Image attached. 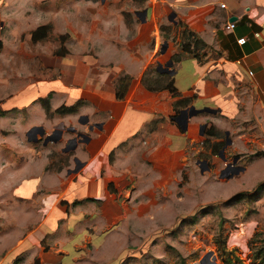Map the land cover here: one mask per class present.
I'll return each mask as SVG.
<instances>
[{
  "label": "rangeland",
  "instance_id": "rangeland-1",
  "mask_svg": "<svg viewBox=\"0 0 264 264\" xmlns=\"http://www.w3.org/2000/svg\"><path fill=\"white\" fill-rule=\"evenodd\" d=\"M72 2L73 25L66 32L52 26L45 38L35 41L29 32L38 18L30 17L27 24L19 23L16 10V20L0 15V264H33L36 259L41 264L44 253L57 249L52 237H59L70 212L93 203L77 205L72 191L60 193L48 183L53 171L72 164L75 151L63 153L51 143L42 149L26 136L36 124L46 132L57 126L80 129L85 100H79L76 111L64 113L52 107L46 111L35 97L26 103L8 99L21 91L26 96L23 89L34 77L59 74L60 68L44 63L57 58L90 65L92 76L121 85L119 96L131 89L135 76L146 87L165 89L161 87L171 76L173 55L185 41L187 24L166 1L92 0L90 19L81 16L84 9L88 13L87 0ZM34 3L27 14L50 12V0ZM204 119L202 140L177 159L166 154L160 176L150 172L132 185L109 184L112 197L125 200L133 211L115 219L118 229L99 250L88 239L81 246L84 252L76 247V263L71 264H174L180 256L186 264H264V187L253 192L264 182V131L254 119L250 128L225 120L219 126L210 115ZM89 207L83 210L87 228L93 226ZM50 214L62 215L59 228L54 224L52 233L37 230ZM64 232L63 239L71 238L69 230Z\"/></svg>",
  "mask_w": 264,
  "mask_h": 264
},
{
  "label": "crops",
  "instance_id": "crops-1",
  "mask_svg": "<svg viewBox=\"0 0 264 264\" xmlns=\"http://www.w3.org/2000/svg\"><path fill=\"white\" fill-rule=\"evenodd\" d=\"M35 1L0 0V15L5 20H16L13 18V10H16L20 12L19 23L24 20L27 24L30 17L38 18L33 29L49 23L56 28L54 31L66 32L73 25V0H60V4L57 3L59 0H50V12L27 14V10L36 7ZM163 1L177 9L186 26L207 44L202 60L184 53L169 66L178 95L167 89H148L141 82V76H135L136 82L131 89L116 96L115 85L92 76L90 65L82 66L81 60L72 64V60L57 58L50 64L44 63L60 68L59 74L34 77L23 89L27 91L26 96H22L21 91L18 97L8 99L9 102L26 103L28 98H39L51 92L49 100L53 109L83 99L85 102L81 107L88 118L83 122L85 125L80 123V129L86 131L89 123L96 124L85 132L89 135L85 143L74 149L82 165L77 167L71 158L72 164L53 171L52 181L48 182L60 193L72 191L77 205L84 200L93 203L91 208L88 205L72 210L60 228L58 220L65 212L57 216L50 214L41 222L39 231L52 233L54 224L59 228V237H52V244L57 243V249L44 253L41 264L76 263L72 261L73 252L76 247L85 245L87 239L94 251L106 244L118 229L114 225L115 219L133 211L128 210V202L112 197L109 184L117 187L132 185L149 176L150 172L160 176L166 154L176 155L177 159L178 154L190 153L191 148L202 140L206 128L204 115H210L219 126V120H225L228 125L237 121L250 128L254 119L259 130L264 131V0ZM85 4L88 13L85 14L84 9L81 16L90 19L95 2L87 0ZM101 8L102 5L99 12ZM230 21L234 22L233 27L229 26ZM242 36L246 38L245 42H237ZM9 56L10 53L5 55L6 58ZM29 91L32 92L30 95ZM180 97L190 99L175 111L174 102ZM70 135L68 133L57 141L60 150ZM87 207L91 210L88 216L93 225H89L91 228L85 223L87 218L83 210ZM135 216H138L137 210ZM104 227L111 228L108 231ZM66 230L71 233V238L63 239ZM118 243L123 244L121 239ZM79 251L84 252V249Z\"/></svg>",
  "mask_w": 264,
  "mask_h": 264
},
{
  "label": "trees",
  "instance_id": "trees-1",
  "mask_svg": "<svg viewBox=\"0 0 264 264\" xmlns=\"http://www.w3.org/2000/svg\"><path fill=\"white\" fill-rule=\"evenodd\" d=\"M51 28H52V25L49 23L38 25L31 31V40L35 41V40L45 38L50 32ZM183 35L185 37V41L181 45V52H179L178 54H174L173 59L179 60L184 53H189L195 56L196 58H198L199 60H202L203 57L206 55L207 44L203 41V39L195 31L191 30L187 26H185V28L183 29ZM120 88H121V85L119 84L115 85L116 96L120 95V92H121ZM147 88L151 90H160V89H156L154 87H149V86H147ZM161 88H165L169 90L170 92H172L173 95H178V91L176 90L172 76L169 77L168 81ZM50 95H51V92H49L46 96H40L38 98L41 101L46 111H48L51 108L50 100H49ZM189 99H190L189 97L177 98L176 101L174 102V110L178 111L179 108L185 105ZM78 102L79 100L76 101L72 105H61L55 108V111L57 112L76 111ZM263 187H264V182L259 183L255 187L253 192L258 191L262 189ZM33 264H39L38 259H36ZM174 264H186L185 258L183 256H180L179 259Z\"/></svg>",
  "mask_w": 264,
  "mask_h": 264
},
{
  "label": "flooded vegetation",
  "instance_id": "flooded-vegetation-1",
  "mask_svg": "<svg viewBox=\"0 0 264 264\" xmlns=\"http://www.w3.org/2000/svg\"><path fill=\"white\" fill-rule=\"evenodd\" d=\"M78 121L81 123V124H83V125H85L83 122L84 121H86L85 120V116H79L78 117ZM96 126V124H94V123H89V125H87L86 127H87V130L86 131H89V130H91L93 127H95ZM46 131V130H45ZM68 132V133H70L71 135L70 136H68L67 137V139H65L64 141H63V145L61 146V151L63 152V153H69L70 151H74V149L79 145V144H84L85 142H84V140H82V141H77V144H76V146L74 147V148H71L70 147V145L72 144V141H71V138L72 137H74V136H76V139H79V138H83L82 137V135L80 134V132H84L85 133V131H83V130H81V129H76L75 127H73V126H66V127H64V126H57V127H53L52 129H51V131H49V132H45V134H43V135H39L38 133H37V139L34 141V142H40L41 143V146H42V149H45V148H47L48 147V144L49 143H51V144H56L57 143V141H61V138H62V135H63V132ZM47 135H50V137H48V138H46L47 137ZM26 136H27V139L28 138H31V140H29V141H32L33 140V134H27L26 133ZM84 139V138H83ZM88 138H86V140H87ZM85 140V141H86ZM49 151H50V149H49ZM71 158L73 159V162H74V164H76L77 165V167H79V166H81L82 165V162H81V160L75 155V153H73V155L71 156Z\"/></svg>",
  "mask_w": 264,
  "mask_h": 264
},
{
  "label": "water",
  "instance_id": "water-1",
  "mask_svg": "<svg viewBox=\"0 0 264 264\" xmlns=\"http://www.w3.org/2000/svg\"><path fill=\"white\" fill-rule=\"evenodd\" d=\"M234 17H231V19H233ZM3 24V22L0 20V26ZM84 116V115H83ZM88 117L85 115V120L87 119ZM45 128L42 124H36V125H32L28 130H27V134H33V140L32 141H35L37 139V133L39 135H43L45 134ZM80 134L82 135V137L84 138H79V139H76V136L72 137L71 138V141H72V144L70 145L71 148H74L77 144V141H82V140H86V138H89V135L87 133H84V132H80ZM50 137V135H47L46 138ZM28 140H31V138H28Z\"/></svg>",
  "mask_w": 264,
  "mask_h": 264
},
{
  "label": "built area",
  "instance_id": "built-area-1",
  "mask_svg": "<svg viewBox=\"0 0 264 264\" xmlns=\"http://www.w3.org/2000/svg\"><path fill=\"white\" fill-rule=\"evenodd\" d=\"M221 6H224V3H221ZM229 26L233 27L234 26V22L230 21ZM255 34H258V32H255ZM245 40H246V38L244 36L237 38V42H239V43H244Z\"/></svg>",
  "mask_w": 264,
  "mask_h": 264
}]
</instances>
